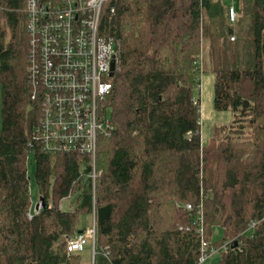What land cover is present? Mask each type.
Here are the masks:
<instances>
[{"label": "trees", "instance_id": "1", "mask_svg": "<svg viewBox=\"0 0 264 264\" xmlns=\"http://www.w3.org/2000/svg\"><path fill=\"white\" fill-rule=\"evenodd\" d=\"M100 32L117 55L115 130L98 138L92 179L90 155L32 139L26 0H0V264H81L85 247L67 250L81 215L94 219L92 264H197L203 240L227 243L213 264H264V0H116ZM204 38L214 108L233 115L208 145L195 94ZM31 157L45 201L33 212Z\"/></svg>", "mask_w": 264, "mask_h": 264}, {"label": "built area", "instance_id": "2", "mask_svg": "<svg viewBox=\"0 0 264 264\" xmlns=\"http://www.w3.org/2000/svg\"><path fill=\"white\" fill-rule=\"evenodd\" d=\"M112 1L116 0H26L28 82L31 99L40 107L32 139L49 153L90 155L92 179L98 175V138L115 130L105 102L113 90L110 67L114 58L116 70L117 55L113 39L100 32L103 6ZM197 211L195 223L202 234L201 210ZM95 234L93 219L91 227L67 242V250H82L89 243L94 255ZM226 250L227 243L215 247L203 240L197 264Z\"/></svg>", "mask_w": 264, "mask_h": 264}, {"label": "rangeland", "instance_id": "3", "mask_svg": "<svg viewBox=\"0 0 264 264\" xmlns=\"http://www.w3.org/2000/svg\"><path fill=\"white\" fill-rule=\"evenodd\" d=\"M224 4H233L238 7V0H224ZM200 60V81L199 86L195 91L196 97L199 99V111H200V136L202 145H208L212 140L215 128L219 125L229 123L232 118V112L230 110H216L214 108V73L210 70V64L208 61V40L204 38L202 40L201 56ZM0 128H1V86H0ZM35 163L32 157L27 161V173L29 176V189L32 200L31 211L35 209V205L39 199L38 188L34 179ZM69 200L63 201V207L67 208ZM61 204L59 203V206ZM62 207V205H61ZM28 215V214H27ZM30 217V216H28ZM93 224L92 216L81 215L79 221V227L87 228ZM212 231L211 241L220 240L222 236V228L219 225L214 226ZM91 252V253H90ZM215 256H219V253H215ZM214 255V254H213ZM81 264H92V246L88 243L82 251Z\"/></svg>", "mask_w": 264, "mask_h": 264}, {"label": "water", "instance_id": "4", "mask_svg": "<svg viewBox=\"0 0 264 264\" xmlns=\"http://www.w3.org/2000/svg\"><path fill=\"white\" fill-rule=\"evenodd\" d=\"M111 73L110 75H113L114 70H115V59L113 58L111 61ZM45 206V201L42 196L39 197L37 204L35 205V209L43 208ZM80 232V231H79Z\"/></svg>", "mask_w": 264, "mask_h": 264}, {"label": "crops", "instance_id": "5", "mask_svg": "<svg viewBox=\"0 0 264 264\" xmlns=\"http://www.w3.org/2000/svg\"><path fill=\"white\" fill-rule=\"evenodd\" d=\"M214 254V255H213ZM216 254L215 253H212L204 262H203V264H213V263H215L217 260H218V258H219V256L217 257V256H215Z\"/></svg>", "mask_w": 264, "mask_h": 264}]
</instances>
